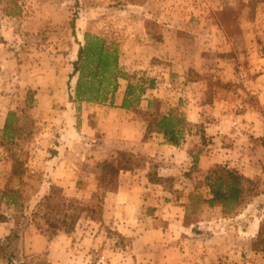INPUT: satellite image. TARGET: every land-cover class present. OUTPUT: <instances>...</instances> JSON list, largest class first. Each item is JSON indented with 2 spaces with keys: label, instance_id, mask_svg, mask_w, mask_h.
Returning <instances> with one entry per match:
<instances>
[{
  "label": "rangeland",
  "instance_id": "obj_1",
  "mask_svg": "<svg viewBox=\"0 0 264 264\" xmlns=\"http://www.w3.org/2000/svg\"><path fill=\"white\" fill-rule=\"evenodd\" d=\"M18 4L21 14L2 17L1 33L7 38L3 43L8 45H0V60L8 50L14 51L16 57L12 65L2 62L0 68L4 69L3 91H7L14 102L4 100V106H10L9 111H17L20 121L16 123L18 133L15 139L6 138L0 127V196L6 193L18 197L22 206L17 209L5 202L6 196L3 197L0 215L7 217V221H0V239L15 230V219L21 209L31 218L38 202L51 193L54 186L60 187L66 198L77 199L84 205L95 207L101 199L104 189L99 187L101 170L96 162L84 161L77 170L79 173L74 180L78 189L73 192H65L61 186L52 183L50 160L56 157L53 151L59 144L58 139L63 138L64 126L48 121L54 119L45 95L40 96L41 109L35 108L37 87L45 86V82L52 87L59 86L61 79L65 83L63 69H68L69 73L72 71L79 43L83 42L86 32L119 46L121 64L128 72L136 74L134 83L140 77H160L159 81L164 82L165 87L161 99L166 103V111L172 109L173 114L183 116L180 98L183 102L188 100L180 91L167 90L169 84L174 88L184 81L204 79L207 85L209 81L214 83L213 99L217 89H223L217 82H229L232 84L230 92L239 97L243 106L264 112L256 95V90L264 87L263 0H18ZM7 5V1L0 3V7ZM226 7L231 11L226 14V22L222 23L219 13ZM72 20L75 21L74 27ZM151 58L153 63L158 61L162 65L150 68ZM133 63L136 64L133 66ZM13 69L17 71L16 80L10 73ZM35 76L39 80L32 83L31 88L23 85L27 81L33 82L31 79ZM44 76L49 78L45 80ZM65 89V95L69 97L67 83ZM28 92L33 93L32 105L27 100ZM209 96L206 92L203 101L207 102ZM57 105L53 104L54 108ZM139 108L142 109L141 103ZM4 111L0 114V123ZM78 130L82 132L84 129ZM15 163L20 170L11 176ZM222 165L225 164L215 167ZM153 169L155 172L157 165ZM251 180L249 186L253 191L246 200L247 218L256 213L264 219V175H256ZM200 182L202 180L196 178L194 185ZM202 191L199 193L203 196ZM194 210L198 211V208ZM85 217L83 215L79 220L75 232L79 225L85 226ZM38 221L42 230L33 222L25 226V260L30 264H49L46 251L33 253L26 245V241L35 235H40L48 243L51 241L43 220ZM107 230L120 249L130 245V239L118 236L109 228ZM73 235L69 238L72 239ZM74 252L71 256L73 262L85 264L82 261L86 257ZM89 259L93 261L91 256ZM245 259L253 260L252 257ZM261 262L264 264V255ZM0 264H7L6 260Z\"/></svg>",
  "mask_w": 264,
  "mask_h": 264
},
{
  "label": "crops",
  "instance_id": "obj_2",
  "mask_svg": "<svg viewBox=\"0 0 264 264\" xmlns=\"http://www.w3.org/2000/svg\"><path fill=\"white\" fill-rule=\"evenodd\" d=\"M1 28L0 36L4 37ZM0 45L8 44L0 42ZM15 58L14 51H6L0 68L2 62L12 65ZM152 61L151 58L150 68L162 65ZM16 72V69L10 71L15 80ZM3 74L4 69H0V114L5 110L0 127L4 126L10 108H6L4 102L11 101L9 93L3 91ZM68 74V69H63L65 83L61 79L59 86L52 87L45 82L42 88L37 87L35 94V108L41 109L40 96L45 95L54 119L48 121L58 122L65 131L53 151L56 157L50 160L52 183L65 192L77 190L74 178L84 161L102 162L113 151L132 152L151 160L157 165L155 174L163 181L150 182L149 162L133 171L121 172L118 189L105 197L104 226L84 218L85 226L79 225L73 240L58 235L48 243L35 235L26 241L31 252L46 251L49 264H75L71 257L74 251L86 257L82 261L85 264H262L264 251H254L251 245L264 219L256 213L247 218V204L233 215H224L220 206L200 201L199 191L203 190V199L210 198L204 181L208 171L218 164L237 168L251 179L264 175V157L261 156L264 155L261 142L264 137V87L256 90L262 113L243 106L237 95L223 89H217L211 104L203 101L208 90L204 79L184 81L174 88L168 85L167 90L180 91L188 98L186 102L180 98L183 116L192 125H203L208 137L210 145L199 154L193 168V156L200 150L193 134L180 146L165 144L157 135L143 141L144 122L133 111L121 108L128 81H120L113 106L74 103L65 95ZM45 76V80L49 78ZM157 78H152L155 86L143 95L141 108L144 110L148 108L149 99H161L165 93L164 82ZM31 80L33 82L23 85L31 88L39 79L35 76ZM11 103L14 104L13 100ZM53 104L58 105L54 108ZM240 108L242 110L238 111ZM78 128L84 130L79 132ZM196 178L202 182L194 185ZM166 179L170 182H165ZM107 228L130 239V245L120 249L115 238L107 234ZM248 257L253 260L246 261Z\"/></svg>",
  "mask_w": 264,
  "mask_h": 264
},
{
  "label": "trees",
  "instance_id": "obj_3",
  "mask_svg": "<svg viewBox=\"0 0 264 264\" xmlns=\"http://www.w3.org/2000/svg\"><path fill=\"white\" fill-rule=\"evenodd\" d=\"M4 1H7L8 5L0 7V28L3 16L21 14L18 0H0V3ZM229 11L231 9L227 7L220 11L222 23L226 22V14H230ZM72 26H75L74 20H72ZM0 42H3L1 36ZM120 57L121 52L117 44L111 43L99 35L84 33V40L79 43L77 59L73 61L72 71L68 74L67 91L70 101L113 106L120 81H128L121 108L133 111L142 117L141 120L145 124L143 141L157 135L165 144L180 146L185 142L187 136L193 134L200 145L198 154L193 156L194 168L199 154H202L209 144L204 126L190 124L182 115L173 114L172 109L166 111V103L160 98L149 99L148 108L140 109L139 105L143 100V95L148 89L155 86V81L140 77V80L134 83V80L137 79L136 74L128 72L123 67ZM213 85L214 83L209 81L207 94L210 96L207 101L210 104L213 102ZM217 85L219 88L232 90V84L229 82L218 81ZM27 100L29 105H32L33 93L28 92ZM18 121H20V116L17 111H9L2 127L3 135L6 138L15 139L18 133L16 126ZM261 142L264 146V137L261 138ZM147 162L151 164V171L148 174L150 182L159 183L163 181L152 171L153 168L156 169V165L151 160L127 151L110 152L107 159L98 163L101 170L99 187L100 189L103 188L104 191L95 207L84 205L77 199L66 198L62 195L60 187H52L51 193L45 195L38 202L32 211V217L30 218L29 214L21 209L18 218L15 219V230L4 239H0V262L6 260L7 264H30L28 260H25L23 238L25 226L31 222L42 230L38 220H43V226L47 227L46 233L51 235L49 239L51 241L60 234L72 237L83 215H86L85 218L104 226L103 205L105 197L108 192L118 189L121 172L141 168ZM17 164L13 165L11 176L19 172L20 168L18 169ZM205 184L209 189L210 198H202L201 200L210 206H220L224 215L235 214L252 196L253 189L249 186L252 184V180L237 168L226 164L209 170L205 177ZM4 196H6V203L12 204L17 209L22 206L18 197H12L6 193L0 196V204L3 202ZM0 221H7V217L0 215ZM116 234L122 237L119 233ZM251 248L254 251H264V222L261 223L259 233Z\"/></svg>",
  "mask_w": 264,
  "mask_h": 264
}]
</instances>
